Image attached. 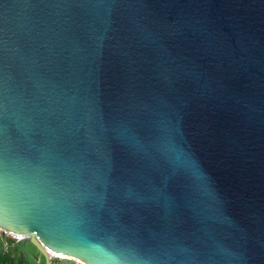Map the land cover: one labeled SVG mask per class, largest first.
I'll return each mask as SVG.
<instances>
[{"label":"water","instance_id":"water-1","mask_svg":"<svg viewBox=\"0 0 264 264\" xmlns=\"http://www.w3.org/2000/svg\"><path fill=\"white\" fill-rule=\"evenodd\" d=\"M0 176L27 260L264 264V0H0Z\"/></svg>","mask_w":264,"mask_h":264},{"label":"trees","instance_id":"trees-1","mask_svg":"<svg viewBox=\"0 0 264 264\" xmlns=\"http://www.w3.org/2000/svg\"><path fill=\"white\" fill-rule=\"evenodd\" d=\"M1 249L2 244L0 241V264H28L29 261L27 260L25 253L22 251L20 244L11 247L7 252L2 251ZM28 251L30 252L29 249Z\"/></svg>","mask_w":264,"mask_h":264},{"label":"built area","instance_id":"built-area-1","mask_svg":"<svg viewBox=\"0 0 264 264\" xmlns=\"http://www.w3.org/2000/svg\"><path fill=\"white\" fill-rule=\"evenodd\" d=\"M21 240H22L21 237L5 232L0 228V241L2 244V249H1L2 251L7 252L11 247L20 244ZM53 257H58V256H52V258Z\"/></svg>","mask_w":264,"mask_h":264},{"label":"rangeland","instance_id":"rangeland-1","mask_svg":"<svg viewBox=\"0 0 264 264\" xmlns=\"http://www.w3.org/2000/svg\"><path fill=\"white\" fill-rule=\"evenodd\" d=\"M33 258L28 259V264H44V260L41 257V255L37 252L36 249L33 250L32 253ZM51 264H67V262L64 260V258L61 257H53L51 259Z\"/></svg>","mask_w":264,"mask_h":264},{"label":"bare ground","instance_id":"bare-ground-1","mask_svg":"<svg viewBox=\"0 0 264 264\" xmlns=\"http://www.w3.org/2000/svg\"><path fill=\"white\" fill-rule=\"evenodd\" d=\"M53 256H58V255H54V254H52ZM58 257H61V258H64V259H70L71 261H73L75 264H84V263H82L81 261H78V260H76V259H72V258H68V257H64V256H61V255H59Z\"/></svg>","mask_w":264,"mask_h":264},{"label":"flooded vegetation","instance_id":"flooded-vegetation-1","mask_svg":"<svg viewBox=\"0 0 264 264\" xmlns=\"http://www.w3.org/2000/svg\"><path fill=\"white\" fill-rule=\"evenodd\" d=\"M27 248L30 250L31 253H33L34 248L31 245H27Z\"/></svg>","mask_w":264,"mask_h":264},{"label":"snow or ice","instance_id":"snow-or-ice-1","mask_svg":"<svg viewBox=\"0 0 264 264\" xmlns=\"http://www.w3.org/2000/svg\"><path fill=\"white\" fill-rule=\"evenodd\" d=\"M0 179H2V176H0Z\"/></svg>","mask_w":264,"mask_h":264}]
</instances>
